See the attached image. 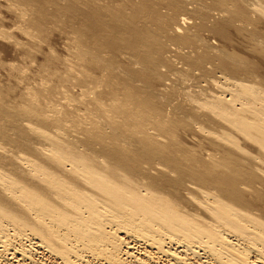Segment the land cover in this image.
Wrapping results in <instances>:
<instances>
[{
  "label": "bare ground",
  "instance_id": "bare-ground-1",
  "mask_svg": "<svg viewBox=\"0 0 264 264\" xmlns=\"http://www.w3.org/2000/svg\"><path fill=\"white\" fill-rule=\"evenodd\" d=\"M2 1L0 264H264V0Z\"/></svg>",
  "mask_w": 264,
  "mask_h": 264
},
{
  "label": "rangeland",
  "instance_id": "rangeland-1",
  "mask_svg": "<svg viewBox=\"0 0 264 264\" xmlns=\"http://www.w3.org/2000/svg\"><path fill=\"white\" fill-rule=\"evenodd\" d=\"M6 0H3V4L5 5ZM5 2V3H4ZM6 9H4L3 11H5ZM5 14V13H4ZM7 14V15H6ZM4 16V18H1L0 16V25H2V28L0 29V31L2 29L4 30H11V29H14L13 27H16V23L15 20L13 18H11L10 14L6 13ZM3 19V20H2ZM5 20V22H4ZM3 21V23L1 22ZM16 25V26H14ZM1 27V26H0ZM12 31L14 32L16 35H21V33H19L20 31L18 30V32L16 33L15 31ZM19 33V34H18ZM57 35L53 34L52 37H54V41H55V38ZM23 39L26 40L27 38L25 36H23ZM62 41V42H61ZM9 41H6L4 39V37L0 34V80L2 81V84H5V85H8L10 84L11 87H12V94H11V97H14L16 96L17 98H19L21 95H23V93H25V89L23 88V84L24 82L29 81L31 82V84H36L38 82H40V76L41 75H44V74H48V73H51L52 70L49 69V70H43L42 68H40V66H38L39 62L42 61V59L39 60L38 63L35 64H32L27 58L26 56H23V55H17V49H21L23 48L24 46H15L13 47V45L11 43H8ZM67 43V41H63V39L59 40L56 42V45H58L57 49H59V51L63 54H67L68 53V50H64L66 49L65 48V44L64 43ZM58 43V44H57ZM64 46H63V44ZM61 45V46H60ZM38 55L42 56V53L41 52H38ZM39 56V57H40ZM62 61V60H61ZM4 62V64L2 63ZM15 62V63H14ZM8 64H17L18 66L20 65H24V66H28L29 67V70H28V73L26 74V77L24 78V82H19V81H22V78L21 79H18L17 76L18 75H21V72L18 70V68H11ZM35 65V66H34ZM31 66V67H30ZM57 67L62 71H65V68H64V65L62 66V62L61 63H57ZM6 87V86H5ZM75 93H79L81 92V90L76 91V89L73 90ZM59 99V98H58ZM190 207V206H189ZM123 234V235H122ZM122 237L126 239L127 242H130L131 245H132V252L134 253V255L141 259H144V262L145 263H149V264H153L154 261H155V264H182L180 263L179 260H177L176 258H169V257H166V256H160L157 254L156 256V250L155 249H149V251H151L152 253V260H147L146 261V257L144 256V250L142 249V246L139 245V244H136L134 242H131L132 240L129 239L124 233H121ZM24 241V242H23ZM33 243H32V242ZM18 244L17 246L20 247L19 245H26V248H28L30 250V252L32 254L31 257H28L27 259L25 257L22 256V254H20L19 252L16 253V254H12V253H8L6 254L5 256L7 257V260L9 259V264H64V262H62V259L60 257H55L56 255H53L52 253H50L49 251H47L44 247L37 245V243H34L36 241L34 240H31L29 239V241L26 239V242H25V239L22 240V241H19L17 240L16 241ZM23 242V243H22ZM34 244V245H33ZM28 245V246H27ZM134 245V246H133ZM32 246V247H31ZM34 246V247H33ZM142 249V250H141ZM156 253H155V252ZM139 252V253H138ZM50 253V254H49ZM143 253V255H142ZM154 254V255H153ZM196 255H189V256H186L187 259H189L188 262H190V264H214V262L211 260H208L209 262H206L205 261V258H202V257H198ZM190 257V258H189ZM1 259V258H0ZM175 259V260H174ZM4 260H0L1 263H3ZM151 261V263H150ZM179 261V262H178ZM153 262V263H152Z\"/></svg>",
  "mask_w": 264,
  "mask_h": 264
}]
</instances>
